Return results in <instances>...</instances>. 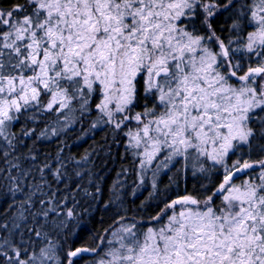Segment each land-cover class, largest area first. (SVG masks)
I'll list each match as a JSON object with an SVG mask.
<instances>
[{"label": "snow or ice", "instance_id": "1", "mask_svg": "<svg viewBox=\"0 0 264 264\" xmlns=\"http://www.w3.org/2000/svg\"><path fill=\"white\" fill-rule=\"evenodd\" d=\"M0 264H264V0H0Z\"/></svg>", "mask_w": 264, "mask_h": 264}]
</instances>
